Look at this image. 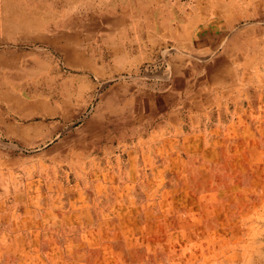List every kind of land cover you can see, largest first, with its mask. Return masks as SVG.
Returning <instances> with one entry per match:
<instances>
[{
	"label": "crops",
	"instance_id": "0c3cea01",
	"mask_svg": "<svg viewBox=\"0 0 264 264\" xmlns=\"http://www.w3.org/2000/svg\"><path fill=\"white\" fill-rule=\"evenodd\" d=\"M1 10L0 264L41 261L47 228L73 260L107 259L104 230L115 245L128 229L137 239L139 200L159 182H194L211 198L256 185L264 0H4ZM161 57L170 77L121 79Z\"/></svg>",
	"mask_w": 264,
	"mask_h": 264
},
{
	"label": "rangeland",
	"instance_id": "374dc122",
	"mask_svg": "<svg viewBox=\"0 0 264 264\" xmlns=\"http://www.w3.org/2000/svg\"><path fill=\"white\" fill-rule=\"evenodd\" d=\"M3 3L0 0V17ZM160 60L130 68L121 79L130 80L136 75L170 77L172 71H166V57ZM261 162L259 180L250 191L235 188L212 198L196 197L194 182L173 181L171 189L168 182L156 183L153 194L139 200L146 215L140 214L139 228L135 229L137 239L131 237L132 229H128L126 237H122L123 244L115 245L114 230H104L105 260H73L70 248L58 243L56 230L47 228L44 232L53 238L44 234L46 254L41 261L32 256L20 263L11 260L10 264H264V158ZM82 215L88 220L85 213ZM114 216V212H109L106 220L113 221ZM145 218L146 223L141 220ZM120 250L122 261L118 260ZM115 256L117 260L113 259Z\"/></svg>",
	"mask_w": 264,
	"mask_h": 264
}]
</instances>
